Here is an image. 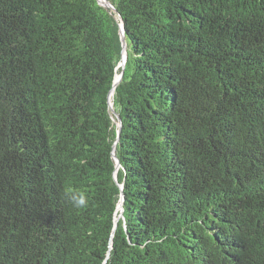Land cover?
I'll list each match as a JSON object with an SVG mask.
<instances>
[{
  "label": "trees",
  "instance_id": "obj_1",
  "mask_svg": "<svg viewBox=\"0 0 264 264\" xmlns=\"http://www.w3.org/2000/svg\"><path fill=\"white\" fill-rule=\"evenodd\" d=\"M108 1L0 0V264H264V0Z\"/></svg>",
  "mask_w": 264,
  "mask_h": 264
},
{
  "label": "water",
  "instance_id": "obj_2",
  "mask_svg": "<svg viewBox=\"0 0 264 264\" xmlns=\"http://www.w3.org/2000/svg\"><path fill=\"white\" fill-rule=\"evenodd\" d=\"M97 1H98L99 4H102V5L106 6V7H109L110 9L114 10V8H113L112 4L110 3V1L106 0L109 3L108 5L100 2L99 0H97ZM119 34H120V40H121V49H120V53H121L122 48L125 45V35H124V29H123V26H122V22H121V25H120V33ZM126 57H127V53H126V56H125V60H126ZM124 64H125V61L121 64V73L118 74V78L117 79H114L112 87H111V89L109 91V95L112 94V91H113L114 87L116 86L119 78L121 77V74H122V72L124 70ZM109 108L114 111V113L117 115V118H118V121H119L120 117H119L118 112L116 111V109L113 106H110V104H109ZM113 156H114V160L116 162V167H115V171H116L117 167H118V160H117L116 154L114 152H113ZM114 179H116L115 172H114ZM121 204H122V194H121V200H120V202L118 204V206H120L121 214H122V206H121ZM117 224H118V220L114 219V228L117 227Z\"/></svg>",
  "mask_w": 264,
  "mask_h": 264
},
{
  "label": "clouds",
  "instance_id": "obj_3",
  "mask_svg": "<svg viewBox=\"0 0 264 264\" xmlns=\"http://www.w3.org/2000/svg\"><path fill=\"white\" fill-rule=\"evenodd\" d=\"M76 207H84L86 205V200L81 197L79 200L75 201Z\"/></svg>",
  "mask_w": 264,
  "mask_h": 264
},
{
  "label": "bare ground",
  "instance_id": "obj_4",
  "mask_svg": "<svg viewBox=\"0 0 264 264\" xmlns=\"http://www.w3.org/2000/svg\"><path fill=\"white\" fill-rule=\"evenodd\" d=\"M125 56H126V51L125 49L123 48V56H122V61L120 62V64H122L125 60ZM118 78V76H116V79Z\"/></svg>",
  "mask_w": 264,
  "mask_h": 264
},
{
  "label": "rangeland",
  "instance_id": "obj_5",
  "mask_svg": "<svg viewBox=\"0 0 264 264\" xmlns=\"http://www.w3.org/2000/svg\"><path fill=\"white\" fill-rule=\"evenodd\" d=\"M112 112H113V110H112ZM120 217H121V209H120ZM120 217H119V218H120Z\"/></svg>",
  "mask_w": 264,
  "mask_h": 264
}]
</instances>
